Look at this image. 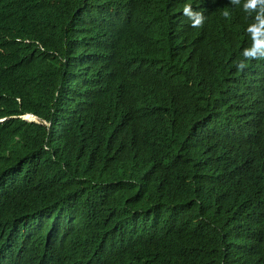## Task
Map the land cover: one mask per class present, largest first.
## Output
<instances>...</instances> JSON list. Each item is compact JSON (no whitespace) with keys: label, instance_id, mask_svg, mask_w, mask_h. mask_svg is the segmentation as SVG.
<instances>
[{"label":"trees","instance_id":"trees-1","mask_svg":"<svg viewBox=\"0 0 264 264\" xmlns=\"http://www.w3.org/2000/svg\"><path fill=\"white\" fill-rule=\"evenodd\" d=\"M250 19L229 0H0V264H264Z\"/></svg>","mask_w":264,"mask_h":264},{"label":"clouds","instance_id":"clouds-1","mask_svg":"<svg viewBox=\"0 0 264 264\" xmlns=\"http://www.w3.org/2000/svg\"><path fill=\"white\" fill-rule=\"evenodd\" d=\"M229 3L233 6H241L244 13L248 16H253L254 20L250 23L246 29V32L250 38L251 44L249 47L243 49L241 56L242 59L237 63L238 71L245 70L249 63L253 60H264V0H229ZM185 17L191 22V27L202 28L204 25L205 17L202 12L193 10L191 4H185L183 7V13ZM223 17L229 18L230 12L226 9L222 13ZM237 22H243V19L247 20L242 14L234 18ZM25 117L21 119L28 121ZM31 117V115H29ZM34 118V117H33ZM35 122V121H29Z\"/></svg>","mask_w":264,"mask_h":264},{"label":"rangeland","instance_id":"rangeland-1","mask_svg":"<svg viewBox=\"0 0 264 264\" xmlns=\"http://www.w3.org/2000/svg\"><path fill=\"white\" fill-rule=\"evenodd\" d=\"M26 119H27L28 121H32V120L28 119V115H27ZM34 119H35V118H34ZM33 121L37 122V120H36V119H35V120H33Z\"/></svg>","mask_w":264,"mask_h":264}]
</instances>
